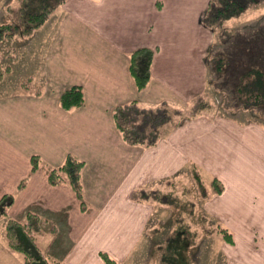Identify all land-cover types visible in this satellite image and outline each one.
I'll return each mask as SVG.
<instances>
[{"label":"crops","instance_id":"1","mask_svg":"<svg viewBox=\"0 0 264 264\" xmlns=\"http://www.w3.org/2000/svg\"><path fill=\"white\" fill-rule=\"evenodd\" d=\"M208 2L63 0L33 29L31 40L41 50L30 88L0 93V193L21 181L9 215L28 206L49 213L55 231L48 222L37 237L47 258L103 264L99 252L105 251L118 261L130 259L153 205L131 199L129 191L190 160L226 176L221 205L230 218L222 220L248 233L255 225L264 247L261 128L229 119L219 125L209 118L181 119L156 145L138 149L122 140L113 121V108L131 100L187 106L204 91L212 30L201 18ZM141 47L153 56L150 79L137 90L129 56ZM72 85L81 86L84 102L66 110L59 97ZM69 153L84 162V209L68 184L47 181V166ZM33 155L40 161L30 171ZM0 248L14 251L5 241Z\"/></svg>","mask_w":264,"mask_h":264},{"label":"rangeland","instance_id":"2","mask_svg":"<svg viewBox=\"0 0 264 264\" xmlns=\"http://www.w3.org/2000/svg\"><path fill=\"white\" fill-rule=\"evenodd\" d=\"M22 1L0 0V24L19 21L18 7ZM236 2L243 5L244 9L238 15L224 21L220 26L215 25L211 29L212 40L206 54L208 70L204 91L190 102L191 104L198 98L199 108L196 114L190 116L188 108L190 104L187 106L167 105L171 117L168 122L160 126V137L157 143L181 119L197 121L200 118H209L210 123L215 125H219L224 119L237 121L239 124L252 122L264 131L262 107L260 109L257 106L244 108L243 100L239 98L238 93H235L234 87L241 71L250 67H260L264 71V0H237ZM225 30L226 33L223 34ZM32 32L28 35L20 33L11 39L0 40V66L6 69L0 80V93L16 92L24 87L23 83L25 82V85L31 86L35 78L32 71L37 67L36 58L41 50L38 43L31 40ZM218 46L223 49L220 50L223 55L233 60L232 62L230 60L229 64L221 70V75L227 77L225 87L229 88V91L223 87V84L219 85V79L215 78L210 65V56ZM133 146H137L138 149L152 147ZM228 161L230 162V160ZM224 162L223 159L221 163ZM52 166H47L46 169L49 184L66 183L69 185L65 180L50 183L48 170ZM226 183V176L215 175L205 165L190 160L171 175L131 189L129 193L137 188L145 189L149 196L145 192V200L135 201L152 204V210L143 234L137 242V250L134 255L125 261L113 258L119 264H157L161 259V250L157 248V245L163 243L165 247L172 248H167V251L171 250V252H166L162 259L172 261L173 264H264V247L261 243L263 238L258 235L256 226L253 225L251 232L248 233L241 230L239 223L237 226L229 227L230 225L228 224V226L222 220L230 218L229 215L224 214L225 211L221 205ZM21 186L23 183L19 181L15 190L6 193H13L15 201ZM3 194L0 193V197ZM140 194L143 193H138V195ZM10 206L7 208L6 215L0 216V236L5 235L6 237H2L0 242L5 241L8 244L5 229L8 218L23 221L25 212L33 211L44 218L41 228L34 233L35 243L41 249L37 242L40 231L49 226L48 222L51 226L50 230L54 227V221L47 216L49 213L44 210V214H42L28 206L24 212L13 216L9 215V213L15 212ZM81 208L83 207L81 206ZM179 224L185 227V234L180 233L182 236L177 238L172 233L176 225ZM221 228H226L230 232L231 241L224 238L223 233L220 232ZM168 235L171 236V239L165 242L164 239ZM41 250L43 251V249ZM10 253L6 254L0 248V264H17L16 262L24 264L21 253L16 251ZM43 253L45 254L44 251Z\"/></svg>","mask_w":264,"mask_h":264},{"label":"trees","instance_id":"3","mask_svg":"<svg viewBox=\"0 0 264 264\" xmlns=\"http://www.w3.org/2000/svg\"><path fill=\"white\" fill-rule=\"evenodd\" d=\"M63 0H23L18 7V22H6L0 24V40L11 39L15 35L22 33L30 34L33 29L42 24L55 5ZM237 0H209L205 14L201 21L205 26L212 29L215 25L220 26L224 21L238 15L244 9L243 5L238 4ZM254 1V0H253ZM226 33V30L223 31ZM228 34V33H227ZM227 36V35H226ZM223 50L220 46L213 55L210 56V65L216 79H219V85L223 84L225 89L226 78L221 75V70L229 64L232 58L227 57L220 52ZM153 51L146 47H141L130 53L129 70L134 78L137 90L145 87L150 79V65ZM6 69L0 66V80ZM23 86L28 87V85ZM235 93L239 94V98L243 100V107L250 108L257 106L264 111V71L260 67H250L241 71L234 84ZM229 91V90H228ZM200 98V97H199ZM198 98L189 105L190 116L196 114L199 108ZM84 102V93L79 85H72L62 91L59 97V103L63 109L69 110L81 105ZM113 121L123 141L129 145H142L145 147L153 146L159 139L160 126L170 120L171 114L166 104L155 106H147L141 104L137 100H131L119 104L113 108ZM31 170L34 171L39 162V157L33 155L30 158ZM83 160L69 153L66 155L62 163L58 166H52L48 170V179L50 183H56L65 180L69 183L71 189L81 202V206L85 207L83 196V185L81 180V169ZM20 184L18 185V188ZM148 193L145 189L137 188L129 193L134 200H145ZM138 193H143L138 195ZM149 196V193L147 194ZM13 193H4L0 197V216H5L7 208L13 203ZM44 218L33 211H26L24 220L20 221L16 218H8L6 221V233L8 237V246L22 254L24 264H65L60 260H52L46 257L43 251L38 247L34 240V233L41 228ZM178 226L174 228V237L185 234V227ZM224 238L231 241L230 232L226 228H221ZM181 233V234H180ZM171 239V236L165 237V242ZM163 243L157 245L161 250V259L157 264H173L171 261H164L162 256L166 254L167 248ZM172 248V247H170ZM103 260V264H119L113 257L105 251L99 252Z\"/></svg>","mask_w":264,"mask_h":264}]
</instances>
